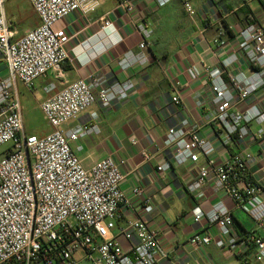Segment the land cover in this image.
<instances>
[{"label": "built area", "instance_id": "2783aa9c", "mask_svg": "<svg viewBox=\"0 0 264 264\" xmlns=\"http://www.w3.org/2000/svg\"><path fill=\"white\" fill-rule=\"evenodd\" d=\"M7 1L0 0V52L9 70L8 77L0 81V148L8 143L12 147L0 159V264H158L159 233L147 221L132 220L121 230L131 244L129 250L115 235L118 211L126 201L121 188L124 161L109 157L85 167L71 147V142L98 133L99 125L64 130L66 123L97 101L108 108L127 100L135 88L133 80L104 87L99 78L92 76L89 81L80 79L60 90L50 83L41 108L54 131L45 137L24 132L17 81L31 90L41 77L72 64L68 45L73 37L57 25L75 12L94 11L104 0H29L40 25L18 40L5 14ZM153 1L158 7L171 2ZM182 3L187 14L194 17L191 2ZM120 6L129 14L135 8L133 0H125ZM110 15L102 19L99 31L83 46L97 39L90 47L104 51L102 37L110 34L115 44L123 42ZM140 33L142 54L128 53L120 61L124 70L150 62L145 52L151 46V33L146 26L140 28ZM214 43L221 49L228 45L220 38ZM235 46L218 67L205 64L204 72L212 93L207 119L218 121L230 138L235 137L241 151L231 158L216 160V148L201 135L200 127L185 121L169 128L165 146L172 151V163L162 164L159 170L168 171L173 164H197L201 156L205 157L207 162L189 189L195 192L212 178L261 234L252 233L242 242L234 232L231 211L218 203L209 213L200 207L193 210L194 222L205 233L193 234L189 244L198 249L215 244L240 257L239 264H264L263 189L248 175L254 158L244 149L248 141L256 139L250 126L264 123V98L260 97L264 94V24L250 23L239 30ZM241 61L249 72L236 67ZM187 73L191 80L202 76L197 66L188 68ZM173 103L182 104L179 94L173 97ZM133 192L141 195L142 191L135 188ZM143 209L146 213L154 211L151 198L145 199ZM164 256L169 258L167 253Z\"/></svg>", "mask_w": 264, "mask_h": 264}, {"label": "crops", "instance_id": "0c3cea01", "mask_svg": "<svg viewBox=\"0 0 264 264\" xmlns=\"http://www.w3.org/2000/svg\"><path fill=\"white\" fill-rule=\"evenodd\" d=\"M123 1L104 0L94 11L88 14L75 12L57 25L73 37L68 51L74 61L63 65L60 71L41 77L31 90L17 81L24 132L45 137L54 131L41 108L48 97L45 88L50 83H55L60 90L80 79L89 81L92 76L99 78L104 87L133 80L135 88L127 100L115 102L108 108L97 101L77 119L64 125L65 131L99 125L98 133L71 142L73 151L85 167L109 157L117 162L124 161L121 188L126 201L118 211L115 235L124 249L129 250L131 244L121 230L128 222L140 218L159 233L158 264H239L240 257L228 249L218 248L215 244L198 249L188 242L193 234L205 233V229L194 222L193 210L200 207L209 213L218 203H224L231 211L235 220L234 232L242 242L245 243L252 233L261 234L247 214L237 209L228 192L212 178L195 192L189 189L207 159L201 156L197 164H173L168 171H160L159 167L166 162L172 163V151L165 146L169 128L179 127L185 121L200 127L201 135L216 148V160L231 158L241 151L235 137L230 138L218 121L207 119L212 93L204 65L218 67L220 61L235 49L239 30L250 23L264 24V0H189L196 13L194 17L187 14L181 0H171L164 7H158L153 0H133L135 8L130 14L120 6ZM109 13L123 42L115 44V38L110 34L108 38L102 37L106 46L104 51L90 47L98 42L97 39L91 41L92 45L83 46L96 35L102 19ZM5 14L15 40L40 25V18L29 0H8ZM142 26L151 33V46L145 52L150 62L124 70L120 61L128 53L142 54L139 48ZM216 38L226 41L227 47L218 48L214 43ZM191 66L201 69L202 76L198 80L190 79L187 69ZM236 67L249 72L243 61ZM8 75L7 64L0 52V81ZM177 94L181 97L180 106L173 103ZM260 97L264 98V94ZM27 100L33 105L32 114L38 113L49 125L42 134H39L41 126H28L29 114L24 103ZM250 128L256 139L244 145L254 158L248 172L262 187L264 198V123H253ZM11 147L8 146L4 155ZM135 188L141 189V195L134 194ZM146 198L152 199V213L143 209ZM165 253L169 258L164 256Z\"/></svg>", "mask_w": 264, "mask_h": 264}, {"label": "rangeland", "instance_id": "374dc122", "mask_svg": "<svg viewBox=\"0 0 264 264\" xmlns=\"http://www.w3.org/2000/svg\"><path fill=\"white\" fill-rule=\"evenodd\" d=\"M24 103L27 106V111L29 114V125L28 126L29 127H32L33 125H35L36 127L41 126V131L39 132V134H42L45 131H47L49 129V125L47 124V122L44 121L43 118L38 113L35 112L34 115L32 114V108H33L32 103L30 102L28 103V100L25 101ZM9 145H11V143H8L0 148V157L4 155V152L6 151Z\"/></svg>", "mask_w": 264, "mask_h": 264}, {"label": "trees", "instance_id": "16d2710c", "mask_svg": "<svg viewBox=\"0 0 264 264\" xmlns=\"http://www.w3.org/2000/svg\"><path fill=\"white\" fill-rule=\"evenodd\" d=\"M181 2H182V0H181ZM248 175H249V173H248ZM250 176V175H249ZM251 177V176H250Z\"/></svg>", "mask_w": 264, "mask_h": 264}]
</instances>
